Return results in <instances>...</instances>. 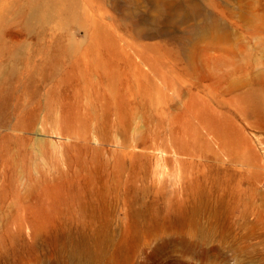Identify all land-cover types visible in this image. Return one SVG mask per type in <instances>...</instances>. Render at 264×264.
<instances>
[{
    "label": "rangeland",
    "instance_id": "rangeland-1",
    "mask_svg": "<svg viewBox=\"0 0 264 264\" xmlns=\"http://www.w3.org/2000/svg\"><path fill=\"white\" fill-rule=\"evenodd\" d=\"M75 244L264 264V0H0V264Z\"/></svg>",
    "mask_w": 264,
    "mask_h": 264
},
{
    "label": "bare ground",
    "instance_id": "bare-ground-1",
    "mask_svg": "<svg viewBox=\"0 0 264 264\" xmlns=\"http://www.w3.org/2000/svg\"><path fill=\"white\" fill-rule=\"evenodd\" d=\"M47 4H48V1H47ZM47 4H46V2H41V1L33 2L32 7H31V17H40V16H42L43 13H45L46 15H48V13L50 11V8H48ZM76 12L77 11L75 9V6L74 5H71L69 7V9H68V13H70V20L71 21H76L77 20ZM203 31L204 30H202V32ZM75 47H76V44L75 43H72L70 49H73ZM80 251H81V249H80L79 245L78 244H75L74 247H73V249L70 250V259L66 260V264H70V262L72 260L81 261V258H79L81 256Z\"/></svg>",
    "mask_w": 264,
    "mask_h": 264
}]
</instances>
